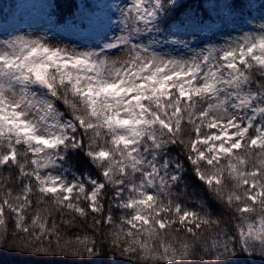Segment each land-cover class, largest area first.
<instances>
[{
  "label": "snow or ice",
  "instance_id": "1",
  "mask_svg": "<svg viewBox=\"0 0 264 264\" xmlns=\"http://www.w3.org/2000/svg\"><path fill=\"white\" fill-rule=\"evenodd\" d=\"M180 5L82 13L71 27L98 41L83 50L0 39V250L264 264V17L180 58L155 46L188 49L210 26Z\"/></svg>",
  "mask_w": 264,
  "mask_h": 264
},
{
  "label": "trees",
  "instance_id": "2",
  "mask_svg": "<svg viewBox=\"0 0 264 264\" xmlns=\"http://www.w3.org/2000/svg\"><path fill=\"white\" fill-rule=\"evenodd\" d=\"M22 2H32V12L35 14H41L46 16L49 27L53 31L58 29L69 36H77L85 34L79 29L71 27L72 21L78 20L82 13L89 11H98L103 7V12L108 13L112 9L106 4H100L93 0H21ZM246 0H179L180 11L186 15H191L196 18H203L206 21H210V26L205 31L203 37L198 39H211L215 46H224L226 41L239 39L244 32L257 30L261 23V18L264 17V0H254L257 7L260 9L258 14L247 9L245 6ZM234 3L233 7L236 9L237 15L234 18L228 17V9H226V3ZM15 4L13 0H0V20L5 25L12 22L13 11L12 7ZM190 39V38H189ZM195 40V41H196ZM170 45L164 48H169ZM63 111V106H59ZM77 169L73 168L69 172V179H71L72 172H76ZM194 189L189 188V192ZM189 207H196V199L186 201ZM114 218L118 221L119 211L114 210ZM59 221V216H56ZM91 218L88 220V224H91ZM89 235H92L91 228H85ZM111 231V228L107 225L103 226L101 236ZM76 230L68 234V238L74 236ZM99 239V237H98ZM104 251L107 255L94 258L92 264H122L124 258H122L118 251L113 255L110 250V244L105 242ZM62 258L49 257L41 255H33L31 253L10 251L8 249L0 250V264H60L58 262ZM88 260L87 257L84 258Z\"/></svg>",
  "mask_w": 264,
  "mask_h": 264
},
{
  "label": "rangeland",
  "instance_id": "3",
  "mask_svg": "<svg viewBox=\"0 0 264 264\" xmlns=\"http://www.w3.org/2000/svg\"><path fill=\"white\" fill-rule=\"evenodd\" d=\"M99 2L100 4H106L112 9H117L118 6H123L128 2V0H93ZM15 4L12 7L13 17L12 22H17L16 24L11 23L10 25H5L0 20V39H7L9 37L23 35L29 38H44L50 46L61 47V48H75L78 50H83L85 48L93 47L98 41L93 40L92 37L87 36V34H81L77 36H69L60 31H53L46 19V16L41 14H35L32 12V2H22L21 0H13ZM245 6L247 9L258 14L260 9L254 0H246ZM204 44H201L202 41ZM205 44L212 46L214 45L213 40L198 39L192 41L190 48L185 49L182 45H171L169 48H161L160 46H155L156 50L166 52L169 55L186 58L190 56L193 52H198ZM111 60H121L123 55L121 52H114L109 56Z\"/></svg>",
  "mask_w": 264,
  "mask_h": 264
}]
</instances>
